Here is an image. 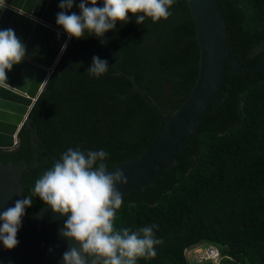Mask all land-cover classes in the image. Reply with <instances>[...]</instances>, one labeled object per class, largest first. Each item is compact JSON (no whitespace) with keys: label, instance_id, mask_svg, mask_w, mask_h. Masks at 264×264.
I'll list each match as a JSON object with an SVG mask.
<instances>
[{"label":"trees","instance_id":"trees-1","mask_svg":"<svg viewBox=\"0 0 264 264\" xmlns=\"http://www.w3.org/2000/svg\"><path fill=\"white\" fill-rule=\"evenodd\" d=\"M219 2L230 53L254 65L264 57V50L248 56L264 41V0ZM169 11L166 20L146 17L142 24L129 13L127 23L104 34L106 44L87 32L70 39L29 112L38 146L22 127L15 148H0L4 163L30 162L34 155L43 161L21 174L23 198L33 199L26 211L45 205L31 190L55 163L51 154L59 159L69 148L104 150V165L113 167L152 142L164 121L131 90L133 80L165 114L185 99L197 76L198 45L186 1L175 0ZM93 56L109 64L100 77L87 71ZM223 78L222 103L214 111L207 107L189 144L177 152V164L142 191L122 196L114 228L155 224V236L163 240L154 258L137 264H192L185 249L197 244L215 245L220 264H264V77L260 71L230 74L226 64Z\"/></svg>","mask_w":264,"mask_h":264},{"label":"water","instance_id":"water-1","mask_svg":"<svg viewBox=\"0 0 264 264\" xmlns=\"http://www.w3.org/2000/svg\"><path fill=\"white\" fill-rule=\"evenodd\" d=\"M185 1L198 45L197 76L185 99L170 114L163 113L151 96L133 80L131 90L140 93L164 124L141 153L113 167L105 166L108 172L122 170L128 178L127 184L116 185L122 196L135 190L142 191L162 170L177 164V152L189 144V138L196 132L207 107L212 104V110H216L226 95L221 90L226 64L230 74L260 71L264 77V57L249 66L238 62L230 53L219 0ZM8 3L9 9L0 14V29L13 28L26 44L28 54L34 55L15 65L8 72L6 83L0 86V148H15L22 127L30 129L31 145L37 147L39 137L36 129H31L29 112L51 72L63 58L67 47L62 51V45L67 41L68 46L70 39L56 24V14L61 11L59 0H8ZM78 3L79 0H74L73 7L66 10L67 14H79ZM262 50L264 41L255 45L248 56ZM51 159L54 162L59 160L55 154H51ZM42 162L36 155L32 161L23 160L21 164L0 160V212L23 198L21 174ZM66 219V215L53 213L47 204L36 211L25 210L17 233L18 245L8 250L0 243V264H63V253L71 243L59 234Z\"/></svg>","mask_w":264,"mask_h":264},{"label":"clouds","instance_id":"clouds-1","mask_svg":"<svg viewBox=\"0 0 264 264\" xmlns=\"http://www.w3.org/2000/svg\"><path fill=\"white\" fill-rule=\"evenodd\" d=\"M175 0H79V14L66 10L73 7L74 0H59L61 9L56 14V24L61 26L69 39H81L85 33L101 38L115 28L116 23H127L129 13L137 24L146 17L152 22L168 19L169 8ZM8 0H0V14L9 9ZM67 41L62 45L66 49ZM26 44L13 28L0 29V86L8 80V72L15 65L30 59ZM108 62L98 56L92 57L88 73L100 77L108 71ZM104 150L81 151L69 148L53 166L35 181L32 195L39 197L53 213L67 216L59 234L71 243L63 253V264H137L138 258H154L155 246L163 243L156 238L158 225L141 227L138 231L114 228L116 212L122 206L123 197L117 184H127L122 170L108 172L103 161L108 157ZM100 162V163H98ZM33 199L24 196L14 206L0 212V243L5 249L15 248L19 241L17 233L22 225L25 209ZM78 245L79 247H77Z\"/></svg>","mask_w":264,"mask_h":264},{"label":"built area","instance_id":"built-area-1","mask_svg":"<svg viewBox=\"0 0 264 264\" xmlns=\"http://www.w3.org/2000/svg\"><path fill=\"white\" fill-rule=\"evenodd\" d=\"M185 255L192 264H200L206 261L220 264L222 255L218 248L212 244H197L185 249Z\"/></svg>","mask_w":264,"mask_h":264}]
</instances>
